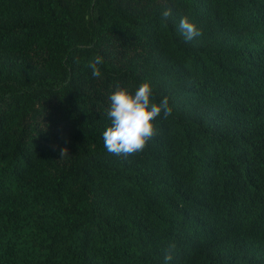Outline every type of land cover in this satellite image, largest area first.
Segmentation results:
<instances>
[{
  "label": "trees",
  "instance_id": "1",
  "mask_svg": "<svg viewBox=\"0 0 264 264\" xmlns=\"http://www.w3.org/2000/svg\"><path fill=\"white\" fill-rule=\"evenodd\" d=\"M142 82L172 115L142 153L110 154L108 96ZM168 251L264 264V0H0V264Z\"/></svg>",
  "mask_w": 264,
  "mask_h": 264
},
{
  "label": "clouds",
  "instance_id": "2",
  "mask_svg": "<svg viewBox=\"0 0 264 264\" xmlns=\"http://www.w3.org/2000/svg\"><path fill=\"white\" fill-rule=\"evenodd\" d=\"M171 15V9L163 13L165 19ZM179 28L187 41L202 35L195 23L190 22L187 17L181 18ZM103 62L102 56H96L89 62L88 67L92 69L94 78L101 77L99 65ZM108 101L106 116L111 123L103 132V146L108 153L116 156L127 157L142 153L157 134L154 121L161 116L166 119L173 112L167 96H164L159 103L153 102V89L150 82H142L134 93L117 88L108 96ZM60 156L62 158L69 156L68 149H62ZM172 259V252L168 251L165 255V264Z\"/></svg>",
  "mask_w": 264,
  "mask_h": 264
}]
</instances>
